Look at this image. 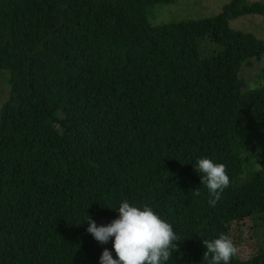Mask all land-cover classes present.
Segmentation results:
<instances>
[{"label": "trees", "instance_id": "1", "mask_svg": "<svg viewBox=\"0 0 264 264\" xmlns=\"http://www.w3.org/2000/svg\"><path fill=\"white\" fill-rule=\"evenodd\" d=\"M175 2L0 0V264H99L112 243L84 220L110 223L123 199L172 224L168 264H207L203 240L264 220V170L239 181L264 137V89L247 92L239 70L264 38L229 24L264 17V0L149 21ZM204 157L230 176L214 206L194 170ZM230 264H264V251L249 243Z\"/></svg>", "mask_w": 264, "mask_h": 264}, {"label": "clouds", "instance_id": "2", "mask_svg": "<svg viewBox=\"0 0 264 264\" xmlns=\"http://www.w3.org/2000/svg\"><path fill=\"white\" fill-rule=\"evenodd\" d=\"M194 170L202 174L199 175L200 181L212 197L209 206H214L220 194L230 186L226 166L204 157L196 161ZM115 212L117 217L106 225H98L88 214L84 220L88 223L86 231L98 243H112L111 250L103 249L99 264H168L177 251V242L181 241L171 223L152 206L136 205L128 199H123ZM202 243L206 247L203 259L207 264H230L238 253L237 246L226 234Z\"/></svg>", "mask_w": 264, "mask_h": 264}, {"label": "rangeland", "instance_id": "3", "mask_svg": "<svg viewBox=\"0 0 264 264\" xmlns=\"http://www.w3.org/2000/svg\"><path fill=\"white\" fill-rule=\"evenodd\" d=\"M230 0H176L171 4H159L149 9V21L153 25L197 21L202 18L215 16L221 12V8ZM255 1V0H248ZM229 24L234 29H245L253 32L259 38H264V17L249 16L244 19H231ZM204 50L208 51L206 45ZM215 49V47H213ZM252 66L242 65L239 76L246 82V91L264 89V54L255 57ZM9 86L6 83L4 72L0 73V106L7 99ZM252 139L249 143V150L246 153L247 163L244 166V173L240 177V182L248 181L252 173L264 170V137ZM251 225V220L244 223L232 225L231 237L238 244V251L247 247L249 243H257L258 247L264 251V220L255 228ZM234 242V244H235ZM236 245V244H235Z\"/></svg>", "mask_w": 264, "mask_h": 264}]
</instances>
